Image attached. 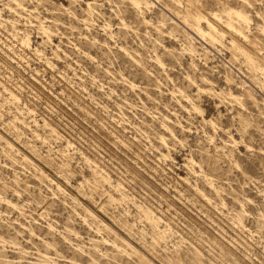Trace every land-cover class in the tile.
Here are the masks:
<instances>
[{"label":"rangeland","instance_id":"obj_1","mask_svg":"<svg viewBox=\"0 0 264 264\" xmlns=\"http://www.w3.org/2000/svg\"><path fill=\"white\" fill-rule=\"evenodd\" d=\"M147 1L0 0V264H264V0Z\"/></svg>","mask_w":264,"mask_h":264},{"label":"bare ground","instance_id":"obj_2","mask_svg":"<svg viewBox=\"0 0 264 264\" xmlns=\"http://www.w3.org/2000/svg\"><path fill=\"white\" fill-rule=\"evenodd\" d=\"M145 4H150L149 1L145 0ZM88 9H91V6L89 4H87ZM214 16V18L217 17L216 14H212ZM236 15L238 16L239 14L236 13ZM178 18L180 19V23L182 25H186L187 27L191 28L192 30H194L196 32V34L198 36H200L203 39H209L210 41H214L215 38L213 36V33L216 34L217 33V28L214 25V23L210 22L206 17H204V15H202L200 12L197 14L192 13V11H190L189 9L186 10L185 14L178 16ZM204 21L205 22V28L204 29L201 26V22ZM174 23V22H173ZM176 27H178V25L176 23H174ZM226 26L228 28H233L237 33L242 34L241 29L237 28L235 26H233V24H231V22H227ZM22 43L26 46L29 45V38L27 36H25L22 40ZM231 46H232V55L234 56V54H243V55H247V52L245 50V48L239 44L238 42H236L235 40H231ZM189 51H191L189 49ZM254 67V66H253ZM225 81L227 83L230 82V78L228 75H226L225 77ZM243 90H245L244 92L246 93L247 97L249 99L252 100L253 103L258 104L257 100L254 98V96L251 94V92L249 90H247L246 88L243 87ZM235 100H238L237 98H235ZM262 103L264 104V100H262ZM195 109H198L196 106H193ZM58 186V185H57ZM59 189H61L60 186H58ZM132 253L137 257V259L139 260V262L141 264H153L151 261H149V259H147L143 254H141L139 251H137L136 249H134L133 247H131ZM227 252V251H226ZM231 253V252H230ZM228 252L226 253L229 256H232L231 254ZM169 264H182V262L180 261V259H175L172 260L171 262H169Z\"/></svg>","mask_w":264,"mask_h":264}]
</instances>
